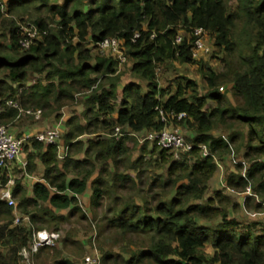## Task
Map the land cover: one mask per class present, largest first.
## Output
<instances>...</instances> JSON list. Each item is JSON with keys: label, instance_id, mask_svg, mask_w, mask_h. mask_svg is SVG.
I'll return each mask as SVG.
<instances>
[{"label": "trees", "instance_id": "16d2710c", "mask_svg": "<svg viewBox=\"0 0 264 264\" xmlns=\"http://www.w3.org/2000/svg\"><path fill=\"white\" fill-rule=\"evenodd\" d=\"M57 1L0 0V125L9 131L21 112L33 117L38 110L42 119L56 122L75 95L88 94L81 114L63 122L55 144L30 136L22 144L25 167L14 162L0 170L1 185L16 167L21 178L37 170L41 174L29 191L21 178L14 181V207L0 201V264H19L18 253L32 230L57 231L76 214L87 219L78 205L87 190L92 213L106 199L112 203L98 227L113 241L125 242L121 251L128 255L102 249L100 264H264V224L242 225L233 213L241 203L221 190L203 200L216 160L235 147L243 149V162L226 171L221 186L248 189L242 208L264 212V0ZM22 23L38 29L28 49L19 45ZM194 29L203 30L204 44L212 40L214 50L207 54L222 63V71L193 55ZM104 39L120 41L125 60L131 61L130 74L144 90L138 82L120 85L118 59L97 51ZM88 45L97 53L92 55ZM174 63L195 64L205 93L185 76L160 87L157 69ZM160 112L168 125L188 132L184 142L192 148L179 151V160L156 143L100 134L111 135L116 127L122 133L160 131L165 126ZM179 114L184 117L176 120ZM218 128L227 137L216 136ZM93 134L98 135L82 139ZM136 149L139 156L131 160ZM58 150L65 154L62 160ZM156 151L159 164L145 158ZM153 164L160 174L151 171ZM15 215L22 224H13ZM72 239L68 233L63 248L83 251ZM40 255L54 259L52 264H73L55 247H42L35 259Z\"/></svg>", "mask_w": 264, "mask_h": 264}, {"label": "rangeland", "instance_id": "374dc122", "mask_svg": "<svg viewBox=\"0 0 264 264\" xmlns=\"http://www.w3.org/2000/svg\"><path fill=\"white\" fill-rule=\"evenodd\" d=\"M5 1V0H3ZM82 1H87V0H82ZM59 4L62 3V0L57 1ZM55 3V2H54ZM232 6H236V2L233 1ZM28 18L27 15H25L23 17ZM22 24H26V23H22ZM208 46L211 50V52L214 50V47L212 45V40L210 39V41L208 40ZM88 49L91 50V54L94 55L97 53L96 50L92 49L91 45H88L87 47ZM99 53V51H98ZM200 56H202L204 59L203 61H208L211 66L214 68V70L216 71H222V63L219 60H214L211 56V54H201ZM216 57L218 59H221L222 55H216ZM212 58V59H211ZM126 62H124L121 66H118V74H120L121 76V83L122 84H126L128 82H138L143 90H144V83L141 81L136 80L135 78L132 77V75L130 74V68H131V61L126 59ZM89 64H94L93 61L88 62ZM157 81L160 87H165L167 86V83H169L173 78L177 77V76H185L189 79H192L196 82L197 86H198V90L200 92V94H204L206 89H205V84L203 83V81L201 80L200 75H198L197 73V66L195 64L192 65H179L178 63H174L173 66L171 67H167L162 68L160 67L159 69H157ZM31 83V82H29ZM226 86H220L219 87V91L220 92H224ZM88 94H77L75 95V100L74 103L65 107H62L59 111L60 114V118L58 121L54 122L53 119H42V116L40 114L39 119H35L34 116H29L27 114H25L24 112L20 113V117L18 119V121H16L15 126H13V128L9 129V132L14 134V132L16 133L15 136H18L19 138H23L25 136H34L35 134H40L43 133L44 131L50 130V128H52L54 125L56 124H61V126L63 127V122L66 120V118H68L70 115H72L73 113L76 114V116L80 115L82 110L84 109V100H85V96H87ZM227 98L229 100L232 101V97L231 94L228 93L227 94ZM211 105H213V103H209ZM62 129V128H61ZM178 129L182 132V135L184 136V138H186L188 136V132L186 129H182L178 127ZM15 130V131H14ZM24 131H26L27 133L24 135ZM63 132V131H62ZM100 133V132H99ZM106 131H104L103 133H100L101 136L106 135ZM98 135V134H97ZM96 134L93 135H85V137H83L82 139H87V138H94V136H97ZM215 135H223L226 136L228 135L227 132H225V130L218 128L215 132ZM139 146V143H138ZM234 151L233 154L229 153L227 155L224 156V159L219 161V159H217V164L218 167L216 169V172L214 174V176L211 178V180L209 181V183L207 184V188H206V193L204 196V199L207 198H213V193L215 190H221L223 195L226 196H230L232 198V200L234 202H236L237 204L240 202L241 204L239 205V207L233 212L235 217L239 220V222L242 225H247L250 223H254L256 222V220H261L263 224L264 223V212H255L252 208H242V202L244 197L249 196L250 192L247 189L245 192H233L234 196L232 195H228L227 194V189H224L221 186V179L222 176H225L226 171H230V170H234V165L235 163H241L243 162L242 159V152L243 149L241 151L236 150L235 147H232ZM160 149V148H158ZM179 152V151H178ZM175 152V151H170L167 150L166 153L168 155H171L173 159L175 160H179L180 156L179 153ZM27 152H25L24 150H22V155L20 156L21 160H24L23 158L26 156ZM137 156H139V151L138 149H136L135 151H133L132 155H131V160H135L137 158ZM82 155H77L75 158H81ZM147 160L151 159H157L156 162H158V156H157V151L155 154L151 155H146L145 157ZM37 164H39V162H36ZM156 166H153L151 168V171H155L156 174H160L162 172V169L157 167V164H153ZM37 166V165H36ZM166 168V167H165ZM17 167L15 168V170L13 171L12 177L14 176V181H16L17 179L21 178V174L17 172ZM35 172V174L33 175V173ZM32 174L30 175H25L21 178L22 180V184H23V188L25 190H30L31 184L34 181H39L40 180V173L37 175L36 171H34ZM132 174H134L132 172ZM73 173H70L69 176H72ZM149 174H146V177H148ZM29 177V178H28ZM230 193V192H229ZM231 194V193H230ZM85 195V194H84ZM83 211H85L86 215H87V219H81L79 214H76L75 216H73L72 218L68 219L67 222H64L61 227H59V230H57L60 235H61V239L60 241H58V243L54 246L55 249L60 250L62 252V257L63 258H70L68 260L72 261L75 264H83V259L84 257L89 254V253H93L94 250H96V252L99 254V256L101 257V250H106V249H111L112 251L116 252V253H122L121 248L122 246L125 245V242L118 240L117 241H113L112 239V235L109 231L107 230H102L98 227L99 226V221L100 219L103 218L104 215H108V207L112 205V203L109 202V200H105L104 204L102 207L97 208L96 209V213H92L89 209V200L88 202L85 204L82 200L81 197L79 198V204H78ZM255 216V217H254ZM254 217V218H253ZM204 225H211L208 221H202L201 222ZM72 234V240H75L77 242L82 243V245L84 246L83 251L79 250L78 247L76 246H67L66 248H63L62 245V240L67 236V234ZM53 247V248H54ZM206 250H210V247L208 245H206ZM122 255H124V258H128V255H125V253H122ZM54 261V259L52 258H44V256L40 255L38 259L34 260V264H52ZM19 264H24L22 261H19Z\"/></svg>", "mask_w": 264, "mask_h": 264}, {"label": "built area", "instance_id": "2783aa9c", "mask_svg": "<svg viewBox=\"0 0 264 264\" xmlns=\"http://www.w3.org/2000/svg\"><path fill=\"white\" fill-rule=\"evenodd\" d=\"M19 31L23 38L19 40V45L23 49H28L31 45L33 39L38 36V29L31 23L21 24ZM194 35L197 36L193 43L192 52L195 57H200L201 54H207L210 51L208 45L204 44L203 38L201 36L204 34L201 29H194ZM135 38L138 37L136 34ZM181 37L177 35L175 38V43H180ZM97 50L99 53L105 51H110L119 61V66L125 62V57L123 56L122 51L120 50V41L116 39H104L103 41L96 44ZM29 113V112H27ZM35 119H39L40 111H35L33 114ZM160 120L165 123L163 129L157 132H147V133H133L129 130H126L124 133L121 132L120 128L116 127L114 132L108 137H114L118 139L122 136H133L137 138V141L141 144L143 142L156 143L158 147L165 150H172L175 152L178 151H188L191 150V145H186L184 142V136L178 128H174L173 125H168L166 122L165 116L160 112ZM176 117V120H181L184 117V114H179ZM61 134V129L59 125L51 128L50 130L44 131L40 134H35L34 137L37 141L44 143L45 145L55 144L57 138ZM30 136L17 137L15 134H12L8 131L6 126L0 125V170L11 168V165L14 162L20 164V168H24L26 162L21 160V150L22 144L27 139L31 138ZM203 155H207L206 148L200 146ZM58 158L62 160L65 156L61 150H58ZM14 184V176L9 175V178L5 185L0 184V201L6 202L8 207L15 206V200L12 197V186ZM230 192H233L230 190ZM22 219L20 216L15 215L13 219L14 225L22 224ZM26 221V220H24ZM61 235L58 231H49L45 229L41 230H32L30 234L29 241L25 246H22L19 251V256L21 261L24 264H34V257L42 247H54L58 241H60ZM83 264H100V256L96 252L87 254L83 259Z\"/></svg>", "mask_w": 264, "mask_h": 264}, {"label": "crops", "instance_id": "0c3cea01", "mask_svg": "<svg viewBox=\"0 0 264 264\" xmlns=\"http://www.w3.org/2000/svg\"><path fill=\"white\" fill-rule=\"evenodd\" d=\"M56 125H59V127H60V129H61V124H56ZM56 125H54L53 127H55ZM52 127V128H53ZM51 129V128H50ZM15 131V130H14ZM24 133V135L27 133L26 131H24L23 132ZM14 134H16L15 132H14ZM38 165V167H39V164H37ZM35 174V172L33 173V175ZM36 174L38 175L39 174V172H38V170L36 171ZM29 178V177H28ZM35 182H37V181H34L33 183H35ZM33 183L31 184V186L33 185ZM220 183H221V185H222V179H221V181H220ZM223 186V185H222ZM227 193H229L230 192V190L229 189H227ZM231 194H234L233 192H230ZM90 195H91V192H90V190H87L86 192H85V195H83V196H81V200L86 204L87 202H88V200H89V198H90ZM255 217V216H254ZM253 217V218H254ZM237 219V218H236ZM238 220V219H237ZM239 221V220H238ZM256 223H262L261 222V220H256ZM264 224V223H263ZM206 253H207V255H212V249H210V250H206ZM67 259H70V258H67ZM34 260H35V257H34ZM73 264H75V263H73ZM78 264V263H77ZM81 264V263H80Z\"/></svg>", "mask_w": 264, "mask_h": 264}]
</instances>
